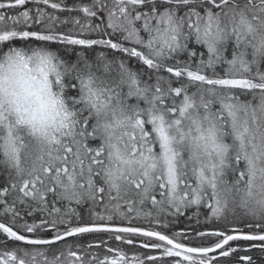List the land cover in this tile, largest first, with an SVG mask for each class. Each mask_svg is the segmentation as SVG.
<instances>
[{"label": "snow or ice", "instance_id": "obj_1", "mask_svg": "<svg viewBox=\"0 0 264 264\" xmlns=\"http://www.w3.org/2000/svg\"><path fill=\"white\" fill-rule=\"evenodd\" d=\"M0 264H264V0H0Z\"/></svg>", "mask_w": 264, "mask_h": 264}]
</instances>
